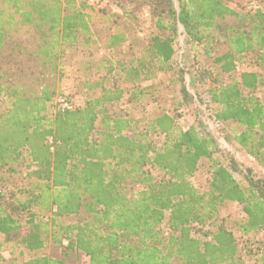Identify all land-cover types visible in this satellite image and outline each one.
<instances>
[{
	"label": "trees",
	"instance_id": "trees-1",
	"mask_svg": "<svg viewBox=\"0 0 264 264\" xmlns=\"http://www.w3.org/2000/svg\"><path fill=\"white\" fill-rule=\"evenodd\" d=\"M175 1L118 0L96 9L82 0H0V237L9 243H0L9 254L0 264H76L72 256L80 253L88 264H243L232 232L215 221L218 209L234 201L245 216L242 233L264 231V176L246 168L245 183L238 182L232 158H211L214 138L179 126L167 111L148 122L147 132L165 135L154 148L143 134L124 132L131 119L109 108L125 92L106 87L108 78H151L156 63L168 64L182 32L206 54L220 49L212 58L218 73L233 71L239 58L255 67L227 83L218 79L207 93L214 119L236 122L235 142L264 168V98L253 94L264 88V0ZM133 4L163 9L167 20L156 18L160 34L150 36L146 56L120 58L129 48L126 34H106L92 18L122 10L128 17ZM100 47L107 55L92 64ZM67 68L98 75L80 83L97 94L50 115L53 83ZM181 93L191 97L184 83ZM203 158L211 159V174L202 192L189 177ZM134 186L142 188L128 194ZM206 223L215 224L206 238L191 234L192 225ZM48 242L60 256L39 254Z\"/></svg>",
	"mask_w": 264,
	"mask_h": 264
},
{
	"label": "rangeland",
	"instance_id": "rangeland-1",
	"mask_svg": "<svg viewBox=\"0 0 264 264\" xmlns=\"http://www.w3.org/2000/svg\"><path fill=\"white\" fill-rule=\"evenodd\" d=\"M170 3L172 6H176L175 0H170ZM161 8L166 9L167 7L162 4ZM130 9L131 14L128 17L125 16L122 10L116 13V15H119L116 17L106 16L103 18V16L99 15L97 17L94 15L92 18L93 23L96 25L103 24V26H107L103 31L106 34L114 31H122L126 34L129 39V48L125 46L123 49L126 52V57L122 55L121 48L120 58L146 56L150 36L160 34L155 26L156 18L160 15L164 21L167 20V14L163 9H161V12L159 9L151 12L150 7L143 4H133ZM100 48L96 49L89 57L92 64L107 55V51L102 47ZM173 48L174 52L168 64L165 65V63L161 66L156 63L157 67L151 78L132 82L127 80L126 77L124 78L123 75L120 77L110 76L104 83L106 87L122 88L125 92L122 100L109 107L114 113L119 112L121 116L131 119L128 131L124 132L133 136L143 134L146 141L156 148L163 142L165 135L160 132H147L148 122L160 112L167 111L174 116L179 126L186 128L194 125L210 134L217 146L211 158L224 164L232 158L234 165L230 166H234L236 169L231 173L238 182L245 183L242 173L246 168H251L255 175L264 176L263 166L259 165L235 142L234 134L239 130L236 122H220L214 119V105L210 103L207 93L211 84L218 83V79L221 84L227 83L232 78H238L241 71L252 70L255 67L247 59L239 58L233 71L218 73V68L212 63V58L220 49L213 47L206 54L202 44L185 42L182 32L176 35ZM72 59L79 60V63L86 60L76 56H72ZM115 67L117 66L115 65ZM201 71H204L203 75L200 74ZM180 74L182 75L181 78L179 77ZM194 74L197 78L191 85L190 78ZM87 77L95 81L99 78L96 74H90ZM87 77L84 74H78L75 68H67L66 75L56 78L53 83L55 95L52 104L48 108L49 114L53 115L54 112L58 111L55 98L59 94L69 98L73 107L82 105L88 97L97 94V91L93 92V95L89 94L80 84ZM183 83L191 97L182 95L181 87ZM134 91L138 93L137 98L130 95ZM253 94L263 99L264 88L262 86L257 87ZM3 106L4 98L0 97V108ZM210 166L211 159L203 158L199 161L196 171L189 177L191 184L202 192L208 187L211 174ZM146 168L155 178L161 177V172L156 167L147 165ZM141 188L140 186L127 187V192L130 194ZM244 217L241 205L229 201L218 209V218L215 224H220L232 232L238 248L236 256L240 258L243 264H264V231H251L243 234L240 224ZM215 224L206 223L203 227L192 225L190 232L194 236L206 238L207 233L215 227ZM0 243L7 245V248L9 246V243L4 242L2 237H0ZM60 251V247L48 242L39 251V254L60 256ZM73 258L72 256L71 261L76 264H88L87 256L82 253L75 255L74 260Z\"/></svg>",
	"mask_w": 264,
	"mask_h": 264
},
{
	"label": "built area",
	"instance_id": "built-area-1",
	"mask_svg": "<svg viewBox=\"0 0 264 264\" xmlns=\"http://www.w3.org/2000/svg\"><path fill=\"white\" fill-rule=\"evenodd\" d=\"M87 6L92 8H105V7H111L113 3H115L118 0H82ZM55 103L57 105L58 111H65L70 108L71 101L69 98H67L64 95H57L55 98ZM9 256L7 251H4L0 248V261L2 258H7Z\"/></svg>",
	"mask_w": 264,
	"mask_h": 264
}]
</instances>
